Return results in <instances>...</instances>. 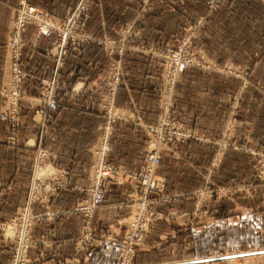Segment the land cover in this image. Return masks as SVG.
<instances>
[{"label":"rangeland","instance_id":"obj_1","mask_svg":"<svg viewBox=\"0 0 264 264\" xmlns=\"http://www.w3.org/2000/svg\"><path fill=\"white\" fill-rule=\"evenodd\" d=\"M22 1L33 6L36 13L46 15L31 0H16L10 11L4 59L0 62V143L5 149L28 147L27 141H22L28 130V127L22 130L25 127L22 123L23 108L27 107V103H39L40 110L36 113L42 114L43 109L56 107L66 92L77 91L74 84L61 80L59 76L69 54L80 52L86 44L96 43L105 49L106 56L112 58L99 94L103 119L93 148L89 177L81 189L84 197L70 208L82 214L75 250H86L91 245L93 215L103 205L95 208L92 204L99 179L106 199L105 184L123 177L122 170L119 172V168L106 159L108 141L105 137L110 123L120 116L114 109L120 84L114 82V76L118 73V78L121 77L122 56L125 50H130L150 53L159 61L164 74L158 89L159 115L156 123L148 126L149 138L142 152L141 166L126 175L134 181L136 190L124 196V206L130 212L114 264H264V0H252L254 6L250 10L245 3L236 4L245 11H239L236 19L247 18V22L255 25V39L250 38L245 48L249 49L254 60L250 67L242 60V56L246 55L244 49L233 56L234 60L230 58L231 48L219 52L216 44L212 47L211 44L206 47L194 44L199 25L206 16L208 22L215 21L216 11L226 0L215 3L213 7L207 0L204 19L189 18L190 25H195L196 29L192 27L179 31L172 45L160 46L139 40L129 42V24H121L112 37L109 33L93 35L87 32L91 0H79L61 17L47 14L59 28L51 37L38 34V24L30 18L25 31L17 33L15 18H26L20 9L24 6ZM6 24L3 21V25ZM29 28L32 30L27 37ZM239 30L241 34L247 31ZM43 37L49 40L46 52L54 62L49 76L41 81L35 92H31L25 86V80L31 75V50ZM236 41L234 39L233 43L236 44ZM222 57L229 60L223 61ZM187 62L189 65L184 68ZM190 67L212 72L214 83H225L224 94L229 89L234 90L233 94L229 92L230 107L225 122L217 132L211 130L207 133L187 127L172 113L175 86L181 74ZM169 143L184 147L190 145L191 149L198 150L206 147L208 151H201L199 154L202 156L195 154L198 161L193 156L195 161L191 163L185 159L184 151L176 146L174 157L186 160L191 168L186 174L193 175V180L180 184L173 192L167 191L165 177L157 171L159 162L152 171L155 188L150 189L147 179L150 155L156 152L161 161V150ZM33 147L32 159L22 150L24 153L18 161L27 162L23 182L13 187L12 182L7 180L0 185V264H37L42 260L43 252L31 256V247L51 245L55 248L45 238L47 231L36 238L32 237V231L36 223L52 221L61 211L59 207H53L51 195L63 187L67 179L49 171L42 176L35 175L45 168L50 154V158L54 155L43 146ZM11 160L8 156L4 164H0L7 174L12 173H9L10 163L14 162ZM197 162L201 164L199 169ZM157 222L161 231L148 235ZM179 228L186 229L185 233L189 236L178 238L183 231L177 234ZM101 235L107 238L110 232L103 231ZM162 246L165 248L159 251ZM140 249L146 251L138 253Z\"/></svg>","mask_w":264,"mask_h":264},{"label":"crops","instance_id":"obj_2","mask_svg":"<svg viewBox=\"0 0 264 264\" xmlns=\"http://www.w3.org/2000/svg\"><path fill=\"white\" fill-rule=\"evenodd\" d=\"M78 1L31 0L43 12L55 17H61ZM206 1L91 0L90 18L86 30L93 35L109 33L112 37L121 24H129L131 31L127 35L129 42L134 43L139 40L142 43L158 46L172 45L179 31L197 28L195 25H190L191 19L199 17L204 19ZM15 2L16 0H0V62L4 59L6 31L9 26L10 11ZM238 2L247 4L248 10L254 6L252 0H226L221 3L215 13V21L208 22L209 18L206 16L199 25L194 44L204 47L209 44L212 47L216 44L219 52L231 48L233 52L230 58L234 60L236 58L233 56L244 49L246 55L242 56V60L250 67L254 60L250 56L249 49L245 48L250 38L255 39V25L247 22V18L244 20L242 17L238 18L242 21L236 19L239 11L245 12L236 6ZM3 21L7 23L6 26L3 25ZM239 29L247 31H242L241 34ZM31 30L27 29V37ZM234 39L238 40L236 44L233 43ZM48 46L49 40L43 37L39 39L35 49L31 50L29 67L31 75L25 80V86L31 92L38 89L41 81L45 80L51 71L54 61L46 52ZM111 59L106 56L105 49L96 43L86 44L80 52L69 54L59 76L61 80L77 87L76 92L72 91L76 95L66 92L56 107L43 109L42 114L36 113L40 110L39 103H27V107L23 108L22 123L25 127L22 130L27 127L28 130L22 136V141H27L28 147L8 150L0 143L2 159L0 164H4L8 156L14 161L10 163L9 173L12 172L10 174H7L5 167L0 165V185L7 180L12 182L13 187L23 182L27 162L18 163V161H21L24 152L32 159L35 150L33 146L36 145L49 149L54 158H50V154L47 158L49 161L47 163L45 161V168L41 169L43 173L38 174L41 171L39 170L35 175L42 176L49 171L60 177L66 176L67 179L65 185L53 191L51 195L53 207H59L61 211L52 221L39 222L33 227V238L40 237L44 231H47L45 238L55 245L54 249L51 245L30 248L31 256H36L39 251L43 252L42 260L37 264H114L117 247L125 232L130 212L124 206L123 201L126 199L124 196L127 192L129 194L136 190L134 181L128 179L126 175L141 166L142 152L149 138L148 126L156 123L159 115L158 89L164 71L159 61L150 53L130 50H125L123 53L120 84L114 101V109L120 116L110 123L106 131L108 141L106 159L119 168V172L122 170L123 174L124 171L125 177L105 184L106 199L93 215L94 231L91 245L86 246V250L76 251L75 240L80 233L82 214L70 208L77 205L84 197L81 189L89 177L93 148L103 119V104L100 102L99 94L103 90L105 71ZM228 60L223 58V61ZM212 77L213 74L209 70L190 67L181 74L173 95V115L187 127L207 133L220 130L230 107L229 92L234 93L233 89H229L224 94L225 83L216 84ZM176 146L180 151H184L182 153L185 159L191 163L195 161L193 156L197 160L201 151H208L205 146L198 150L191 149L190 145L184 147L185 145L180 146L175 143H169L161 150V161L157 171L165 177L167 191L172 192L175 187L194 178L193 175L186 174L187 170H191L185 163L186 160L181 157H179L180 161L175 159ZM196 164L199 169L201 164L199 162ZM175 204L176 202L172 206L174 207ZM158 222L160 223V220ZM157 223L151 227L148 235L151 232L157 234L161 231L158 229L160 224ZM180 230L183 231L178 238L184 239L188 233H185L186 229L179 228L177 234ZM103 231H109L110 236L106 238L105 235H101ZM164 248L165 246H162L158 250L162 251ZM145 251L140 249L137 252ZM173 264H188V262Z\"/></svg>","mask_w":264,"mask_h":264},{"label":"built area","instance_id":"obj_3","mask_svg":"<svg viewBox=\"0 0 264 264\" xmlns=\"http://www.w3.org/2000/svg\"><path fill=\"white\" fill-rule=\"evenodd\" d=\"M222 0H208L207 3H209V5H212L211 7H213V5L215 3H220ZM22 6L20 9L24 12V15L26 16V20L25 19H21V18H15V25H14V29L16 30V32H24L26 29V26L30 23L28 21V18L33 19L37 24V32L38 34H42L44 36L47 37H51L54 33L55 30L59 29L55 26V23L53 22V20H51V18H49L46 15L43 14H39L35 12V9L33 8V6L29 5V4H25L24 1H22ZM18 11V10H17ZM17 15V14H16ZM34 23V22H33ZM189 64L188 62L185 63V67H187ZM105 141H106V137H105ZM160 162V155H158L156 152L152 153L150 155L149 158V167H150V171L148 172V176L147 179L150 182V189H154L155 188V183H154V178L152 176V171L153 168L155 166H157V164H159ZM109 169V168H108ZM103 173V171H102ZM101 173V174H102ZM100 174V176H101ZM112 174L114 175V173L112 172ZM123 176H124V171H123ZM97 185L99 186L96 190H94V194L92 195V204L94 206H97L98 204H100L102 202L103 199H105V193L103 190V186L102 183L99 182L97 183Z\"/></svg>","mask_w":264,"mask_h":264},{"label":"bare ground","instance_id":"obj_4","mask_svg":"<svg viewBox=\"0 0 264 264\" xmlns=\"http://www.w3.org/2000/svg\"><path fill=\"white\" fill-rule=\"evenodd\" d=\"M114 78H115V79H114V82H115V83H116V82H119V78H120V77L118 78V73H117V75L114 76ZM106 140H107V136H106ZM102 160H103V159H102ZM42 171H43V170L39 171L38 174H42V173H43ZM103 200H104V199H103ZM103 200H102V202H103ZM102 202H101L100 204H98L97 206H95V208L99 207V206L102 204ZM263 252H264V251H263ZM231 254H233V253H231ZM239 254H240V253H239ZM228 255H229V254H228ZM228 255H227V256H228ZM230 256H232V255H230ZM230 256H229V257H230ZM233 256H234V255H233ZM237 256H238V255H237ZM241 256H242V255H241ZM206 257H207V256H206ZM201 261H203V260H201Z\"/></svg>","mask_w":264,"mask_h":264}]
</instances>
